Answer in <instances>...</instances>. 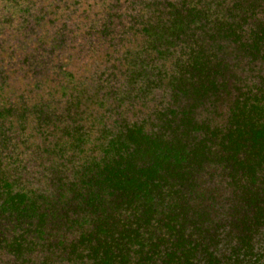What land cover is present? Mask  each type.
<instances>
[{
  "label": "trees",
  "instance_id": "16d2710c",
  "mask_svg": "<svg viewBox=\"0 0 264 264\" xmlns=\"http://www.w3.org/2000/svg\"><path fill=\"white\" fill-rule=\"evenodd\" d=\"M189 31L186 69L169 85L194 104L160 112L154 128L97 114L80 57L64 55L88 38L135 85ZM0 36V56L11 44L0 59V264H264L253 231L220 255L197 219L214 211L203 170L216 158L251 183L245 193L264 186V84L233 80L264 70V0H0ZM230 98L223 125L198 111ZM35 152L43 171L24 158ZM252 207L258 230L264 204Z\"/></svg>",
  "mask_w": 264,
  "mask_h": 264
},
{
  "label": "rangeland",
  "instance_id": "374dc122",
  "mask_svg": "<svg viewBox=\"0 0 264 264\" xmlns=\"http://www.w3.org/2000/svg\"><path fill=\"white\" fill-rule=\"evenodd\" d=\"M207 1L208 0H202V3ZM90 21L91 19L88 20V24H90ZM5 27L8 28V25H5ZM192 33L193 32L189 31L180 39H176L171 49L166 52L165 59L160 61L157 60V65L160 67L159 69L161 71L154 69L155 65H152L155 64L154 62L152 63L153 57L158 58L160 53L153 55L151 61L146 60L145 62L144 57L139 58L137 62L140 64H152L147 72H144L143 75L138 77V81L135 85H130V78L124 73L125 69H121L120 71L117 70L116 72L114 69H111L114 64L113 60L117 58V55L113 58L111 56L107 57V54L102 51L100 45L94 44L89 46L90 41L88 42V38L84 41H80V45H78L76 50H67L64 55L68 57L71 54L75 56V59L80 57V72L85 74V77L88 78L87 82L90 83V86L86 85L87 88L89 87L88 97H92L94 94L93 92H98L101 97L99 103L104 102L102 108L97 109V105L94 107L97 114L111 116L109 120L110 123H112L113 119L128 117L140 121L142 120L146 128H154L156 127L155 125L160 124L158 120L160 112L171 106L176 107L177 105L188 104V108H192L194 104L191 101L186 102L183 96H176L172 86L169 85V77L174 75L175 72L181 71L183 68L186 69L183 62L190 53V45L196 41ZM6 37L7 36H0V39ZM47 41L50 42V39ZM10 46L11 44H7L6 50L4 51L5 53L0 56V59H7L9 57L10 49L8 47ZM49 46L50 44H48V47ZM79 46L84 47V51L78 52V49L82 48ZM97 69L96 78L93 79V73ZM249 69L250 68L246 66L243 75L237 72L238 76L233 75V80L236 82L239 80L241 86L249 84V87H253L254 84H264V70L261 71L257 69L250 71ZM114 72L116 76L111 77L110 74ZM101 74H104L102 76L103 79L99 81L98 78ZM162 76H166V79L163 81L161 79ZM105 78H109L110 83L104 82L103 80ZM94 88L97 89L95 90ZM231 88L233 93L237 92V87L234 84L231 85ZM13 90L14 89H10L9 91L12 92ZM10 92L6 95V98H15V96L20 95L18 92H12L14 96H10ZM103 96H105V99ZM96 99L97 98L93 96L92 100L95 101ZM231 101L232 99L230 98L224 102H218L216 109H214V112L211 114L209 111L205 110V105L200 107L201 109L198 111L202 112L205 116H212L215 122L223 125L226 123L230 113ZM87 147H89V145ZM36 148L37 146L33 145L31 151H35ZM24 158L27 160L32 172L43 171V167L49 164L46 159L40 158L36 152L34 155L32 153H27ZM212 158L213 157H211V159ZM214 161H218V158ZM213 162L205 167L203 171L205 178L209 181V189H212L211 194L213 195L209 196L210 201H213L214 209L212 210L214 211L206 208L197 209L201 210L197 215V219H202V221H204V232L206 235L217 233V241L213 246L217 249L218 253L222 255L228 254V252L239 243L238 238L242 235L243 231L250 229L251 232L253 231L254 233V249L255 251H261V249H264V227H260L257 230L253 214L255 209L253 210L254 207L252 206L257 207L259 204H264V186H257L259 187L258 194H248L254 193V191L245 193L244 191L251 188L248 186H252L250 182L247 180L238 181V179H236L237 177L233 178V174L230 170L225 169L223 163L214 166L213 164L215 162ZM36 177L38 176L36 175ZM257 187L251 190H256ZM215 193H217V195H215ZM206 212L209 213L206 214ZM215 229L217 230L215 231Z\"/></svg>",
  "mask_w": 264,
  "mask_h": 264
}]
</instances>
